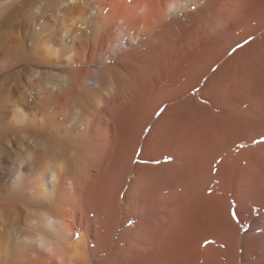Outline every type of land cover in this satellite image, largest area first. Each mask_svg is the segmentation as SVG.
I'll use <instances>...</instances> for the list:
<instances>
[{"label": "bare ground", "instance_id": "1", "mask_svg": "<svg viewBox=\"0 0 264 264\" xmlns=\"http://www.w3.org/2000/svg\"><path fill=\"white\" fill-rule=\"evenodd\" d=\"M177 1L0 0V264H124L111 130L154 86V38L129 63L116 54Z\"/></svg>", "mask_w": 264, "mask_h": 264}, {"label": "crops", "instance_id": "2", "mask_svg": "<svg viewBox=\"0 0 264 264\" xmlns=\"http://www.w3.org/2000/svg\"><path fill=\"white\" fill-rule=\"evenodd\" d=\"M150 38L154 86L122 101L115 128L124 263L125 245L127 263L240 264L247 234L264 233V0H200ZM133 49L120 59L148 51Z\"/></svg>", "mask_w": 264, "mask_h": 264}, {"label": "rangeland", "instance_id": "3", "mask_svg": "<svg viewBox=\"0 0 264 264\" xmlns=\"http://www.w3.org/2000/svg\"><path fill=\"white\" fill-rule=\"evenodd\" d=\"M180 1L181 2H185L184 3V7L181 8L177 12H173L172 14L178 13V12H180V11H182V10L190 7V6H193L194 4L198 3L200 0H178L177 2H180ZM186 2L189 4V6H186ZM172 14H170L169 16H171ZM169 16H167V17H169ZM167 17L165 16L162 19H160L155 24V26L152 28V30L149 32L150 34L148 33L147 35L140 37L137 40L136 44H133V46L131 45L128 48L120 49L117 52L116 55L119 56L121 53H124L125 51L131 49L132 47H137V45L139 47L140 45L142 46L144 43H147V40L149 39L148 37L154 33V31L157 29V27L159 26V24L162 21L166 20ZM145 38H148V39L145 41ZM115 56L111 58V62L114 61ZM96 67H100V65L99 64H96ZM112 131H114V132H112ZM111 132L114 133L115 134V137H116L115 128L113 130H111ZM114 134H112V135L114 136ZM123 163H124V169H123V173H122V176H123L122 183L124 185L123 189H125V186H126V180H125V177H124L125 158L123 159ZM123 189L121 190L122 195L120 194L121 195V203L124 206L125 205L127 206V197H126L127 196V193ZM134 201L135 200L132 199V201L129 202V205L132 203L130 206L133 208V210L135 209V206H134V203L135 202ZM256 203H257L256 204L257 206H262V205H264V199H257L256 200ZM125 209L126 208H124V210ZM261 217H262L261 218V221H259V220H258L259 222L258 221L257 222L255 221L256 224L255 223L253 224L255 228H264V213L261 214ZM126 223L127 222L124 223V226L126 225ZM124 226H123V228H124ZM122 230L124 232L125 228L122 229ZM118 234L119 233L116 232V237H115V240H114V246L112 248V252L115 250V247L117 246V244H116L117 243V239L116 238L118 237ZM247 235H248L247 238L250 237V236H252L253 238H248L247 239L248 241L246 240L247 241V245L243 247V251H240L239 252V256H240V259H241V263L240 264H264V233H259V234L258 233L257 234H255V233H248ZM125 242H126V240H125ZM255 243H257V244H255ZM122 248L124 250V256H125V263L124 264H135L134 261L131 262V263H127L126 262V248L127 247L124 245ZM134 254H135V252H134Z\"/></svg>", "mask_w": 264, "mask_h": 264}, {"label": "snow or ice", "instance_id": "4", "mask_svg": "<svg viewBox=\"0 0 264 264\" xmlns=\"http://www.w3.org/2000/svg\"><path fill=\"white\" fill-rule=\"evenodd\" d=\"M251 39V37L249 38V40ZM249 40H246L244 43L246 44V43H248L249 42ZM243 45H241V44H237L236 45V49H238V48H241ZM236 49H233V52H235L236 51ZM164 110L165 109H161L159 112H157L156 114L159 116V115H161L163 112H164ZM262 139V141H264V137H262L261 138ZM255 142V141H254ZM233 218L234 219H238L239 217L236 215V213L234 212L233 213ZM129 223L131 224V223H134V221H132V220H129ZM77 235H78V233H77ZM207 243V242H206Z\"/></svg>", "mask_w": 264, "mask_h": 264}]
</instances>
